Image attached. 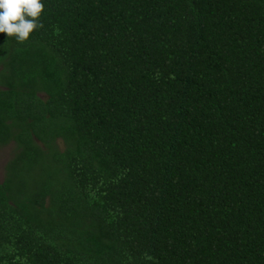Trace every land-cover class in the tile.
<instances>
[{
	"label": "trees",
	"instance_id": "obj_1",
	"mask_svg": "<svg viewBox=\"0 0 264 264\" xmlns=\"http://www.w3.org/2000/svg\"><path fill=\"white\" fill-rule=\"evenodd\" d=\"M41 2L0 33V264H264V0Z\"/></svg>",
	"mask_w": 264,
	"mask_h": 264
},
{
	"label": "clouds",
	"instance_id": "obj_2",
	"mask_svg": "<svg viewBox=\"0 0 264 264\" xmlns=\"http://www.w3.org/2000/svg\"><path fill=\"white\" fill-rule=\"evenodd\" d=\"M41 0H0V33L24 42L40 27Z\"/></svg>",
	"mask_w": 264,
	"mask_h": 264
},
{
	"label": "rangeland",
	"instance_id": "obj_3",
	"mask_svg": "<svg viewBox=\"0 0 264 264\" xmlns=\"http://www.w3.org/2000/svg\"><path fill=\"white\" fill-rule=\"evenodd\" d=\"M41 96L44 98L46 97L44 93H42ZM13 150V143L5 146H0V182H2L5 178V166L9 159L12 157Z\"/></svg>",
	"mask_w": 264,
	"mask_h": 264
}]
</instances>
